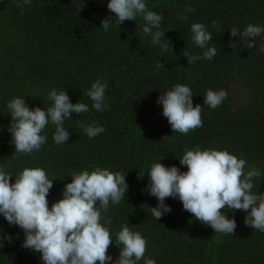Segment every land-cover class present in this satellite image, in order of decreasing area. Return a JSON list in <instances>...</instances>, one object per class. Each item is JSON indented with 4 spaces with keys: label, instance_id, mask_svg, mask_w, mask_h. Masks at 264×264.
<instances>
[{
    "label": "trees",
    "instance_id": "obj_1",
    "mask_svg": "<svg viewBox=\"0 0 264 264\" xmlns=\"http://www.w3.org/2000/svg\"><path fill=\"white\" fill-rule=\"evenodd\" d=\"M107 0H0V167L17 175L24 167H41L53 184L47 200L61 198L71 174L99 166L125 174L124 199L101 209V222L111 217L107 253L113 261L119 246L115 233L124 224L139 231L146 240L145 256L156 264H264V232L243 223L245 211L221 209L233 217L232 234L215 232L182 209L181 202L166 197L171 212L156 219L150 207L156 198L147 194V169L158 161L165 166L179 164L180 156L199 146L226 149L249 166L261 170L253 177V192H264V52L245 48L229 30L248 24L264 25V0H145L146 8L162 14L161 37L170 48L152 44L141 30L142 17L125 20L103 30L100 20L114 15ZM184 14L187 19H179ZM218 21L213 28L211 21ZM203 22L211 32L209 41L217 49L211 60L188 63L185 51L200 54L190 39V25ZM264 36V33L261 34ZM249 40L252 38L249 37ZM168 40V41H167ZM106 80L108 107L97 111L84 94L91 82ZM238 80L249 102L235 104L229 85ZM190 86L193 106L201 104L202 125L187 134L172 131L161 106L160 93L174 84ZM64 89L72 103H87L89 110L71 114L64 121L70 132L62 144L53 140L55 125L42 130L46 140L30 154L14 153L10 133L11 117L6 101L25 97L33 106L47 108L50 89ZM223 88L227 96L215 109L203 104L205 89ZM95 122L104 131L88 137L80 123ZM141 172H145L143 176ZM14 177H10V183ZM11 236L0 246V264H42L39 253L20 246L23 231L0 216V236ZM99 264V262H96ZM111 264V262H108ZM137 264H144L143 258Z\"/></svg>",
    "mask_w": 264,
    "mask_h": 264
},
{
    "label": "clouds",
    "instance_id": "obj_2",
    "mask_svg": "<svg viewBox=\"0 0 264 264\" xmlns=\"http://www.w3.org/2000/svg\"><path fill=\"white\" fill-rule=\"evenodd\" d=\"M30 2L23 0L24 4ZM106 8L114 15L100 20L103 30L107 31L110 25H120L125 20L135 21L140 16L143 20L141 30L151 43L170 48L168 40L167 43L161 41V37H165L161 31L162 14L148 10L145 0H107ZM179 19L185 20L187 16L181 14ZM211 24L213 28L218 27L216 20ZM190 32L192 43L202 52L191 54L185 51L187 62L211 60L217 49L209 43L212 34L206 30V25L193 22ZM229 33L238 36V41L249 49L256 46L255 37L260 36L259 51L264 52V36H261L264 25L248 23L243 29L233 26ZM107 87L106 80L96 79L84 90L92 101L93 109L103 111L108 107L105 100ZM47 96L51 104L46 109L29 108L22 96L6 101L11 117L6 131L10 133L14 153L30 154L39 150L46 140L42 130L49 123L55 125L54 142L58 145L64 143L70 135L64 121L73 113L89 110L87 103L79 100L70 102L64 89L52 88ZM226 96L223 88H207L203 104L215 109ZM156 103L161 106V114L166 117L172 131L187 134L190 129L202 125L201 104L193 106V92L187 84H174L157 96ZM79 123L90 138L104 131L103 125L95 122ZM159 160L146 171L145 190L156 198V205L150 207L153 217L158 219L171 212V206L165 202L166 197H171L181 202L183 210L215 232L232 234L236 227L235 219L227 217L221 209L245 211L243 223L264 232V192L251 191L253 177L261 175V170L249 166L245 171L247 162L243 157L238 158L226 149L202 150L195 146L179 158V164L186 165L184 171L176 165L165 166ZM144 174L140 173L141 176ZM10 177H14L11 183ZM70 177V182L63 185L61 198L49 207L46 197L53 179L43 168L24 167L14 176L0 167V216L23 231L20 246L38 252L42 264H137L141 258L144 264H156L154 258L144 255L146 240L143 235L127 224L115 233L118 258L113 261L112 255L107 253L110 242H113L109 230L111 217H105L102 223L101 209L106 212L109 202L116 204L124 199L128 187L125 174L97 166L91 171H74ZM10 239L7 234L0 236V246Z\"/></svg>",
    "mask_w": 264,
    "mask_h": 264
},
{
    "label": "rangeland",
    "instance_id": "obj_3",
    "mask_svg": "<svg viewBox=\"0 0 264 264\" xmlns=\"http://www.w3.org/2000/svg\"><path fill=\"white\" fill-rule=\"evenodd\" d=\"M229 92L231 93L236 105L243 106L248 104L249 97L246 94L242 84L238 80H233L229 85Z\"/></svg>",
    "mask_w": 264,
    "mask_h": 264
}]
</instances>
